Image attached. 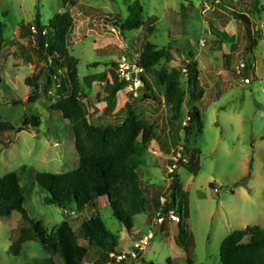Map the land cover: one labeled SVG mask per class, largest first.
Listing matches in <instances>:
<instances>
[{"label":"rangeland","instance_id":"1","mask_svg":"<svg viewBox=\"0 0 264 264\" xmlns=\"http://www.w3.org/2000/svg\"><path fill=\"white\" fill-rule=\"evenodd\" d=\"M135 1L142 6L143 26L119 33L111 21L117 15L126 19ZM239 1L0 0V22L5 25L0 121L22 129L0 135V177L17 176L29 218L52 233L62 222L76 230L85 219L98 216L118 241L111 257L115 263L125 260L126 264H220L219 248L225 237L245 228L264 231V14L249 16L257 46L253 55L245 56L244 30L231 16L233 4ZM37 12L43 25L65 12L73 18L67 48L79 62L81 102L90 123L116 125L126 117L129 106L153 126V139L138 170L149 205L133 218L131 233L114 218L106 199L97 200L95 209L70 216L46 205L48 195L35 182L38 173H66L78 164L70 124L50 110L59 99L57 80L51 78L44 89L48 68L36 54L32 27ZM151 20L154 30L149 33ZM146 43L166 49L170 56L152 72L143 73L159 101L144 99L147 92L136 78L108 108L105 85L112 84L124 67H131ZM189 54L196 63L191 89L186 74ZM93 63L100 65L92 68ZM161 72L171 79V86L157 80ZM169 89L185 94L177 118L176 97L168 99ZM193 109L200 115L202 129L199 133L198 126L192 125L186 139L184 128ZM31 116L40 119L37 129L24 126ZM183 148L188 155L200 152L191 165L177 164L180 158L190 159ZM172 171L179 177L184 202L176 197L171 211L178 217L180 212L182 224L166 217L159 225L155 220L159 211L151 200L161 196L165 201ZM23 225L18 213L0 218V264H28L49 256L36 241L24 244L18 256L8 252ZM181 230L186 232L188 252L174 242ZM87 249L84 264H93L100 252L94 244Z\"/></svg>","mask_w":264,"mask_h":264},{"label":"trees","instance_id":"2","mask_svg":"<svg viewBox=\"0 0 264 264\" xmlns=\"http://www.w3.org/2000/svg\"><path fill=\"white\" fill-rule=\"evenodd\" d=\"M263 3L264 0H240L232 6L231 16L245 33L247 41L245 56L253 55L257 46V39L251 36L249 16L264 14ZM142 12L140 2L135 1L126 19L122 20L117 15L111 23L119 33L139 30L143 26ZM153 22L151 20L148 23L149 33L154 30L151 25ZM32 27L35 30L36 54L48 68L44 89L50 85L51 78L58 83L59 99L50 107V110L60 114L61 118L70 124L74 150L78 156L77 167L70 172L36 174L37 186L48 195L44 202L73 216L82 213L86 208L95 209L97 200L106 199L114 218L131 233L133 218L145 212L149 205L146 189L142 188L139 180L138 170L144 165L147 144L150 139H153V126L141 120L129 106H126V117L116 125L96 126L90 123L81 102L79 62L70 55L67 48V40L73 27L72 16L68 12L57 14L48 21L47 25H43L37 12ZM4 32L5 25L0 22V54L5 42ZM169 59L166 49H157L154 45L146 43L132 63V73H136L137 70L142 71L136 76L143 85L142 91L147 92L143 94L144 99L159 101L143 73L152 72L161 61H169ZM99 65V63H93L91 67L97 68ZM59 71H63L64 75L58 74ZM186 74L188 87L191 89L196 74V63L191 54L187 57ZM33 80L36 81L37 76H34ZM101 80H105V75H101ZM157 80L159 82L166 80L169 86L172 85L171 79L165 77L162 72L157 74ZM2 82L0 77V85ZM28 82L30 83V80ZM105 86L106 103L109 108L114 105L117 93L124 90L128 83L119 81L115 77L112 84ZM168 95V99L171 98L170 96L176 97L175 116L177 118L184 103L185 94L169 89ZM192 125L198 126V132H201L202 125L197 109L188 113V125L184 128L186 139L193 131ZM24 126L37 129L40 126V119L36 116L28 117ZM21 131L22 129H16L10 123L0 121V135ZM184 150V155L190 156V159L182 161L180 158L177 161L178 166L191 165L200 153L194 150L188 155L186 148H183V152ZM170 177L172 181L166 192L164 203H161V196L152 197L151 200L153 208L161 211L164 216H167L175 206L176 197H181L180 203L184 202L179 177L174 171ZM210 187L212 188L213 185L211 184ZM24 202V191L17 176L10 173L0 177V218H9L12 214L18 213L24 224L18 228L17 237L8 249L11 255H20L24 244L36 241L49 256L44 259H35L28 264H84L88 254L87 247L94 244L100 254L99 259L93 264H126L125 260L115 263L111 257L118 249V241L106 231L98 216L85 219L76 230H73L67 222H62L54 232L48 233L38 222L29 218ZM179 216L178 225H181L180 212ZM185 239L186 232L181 230L174 242L188 252L190 245H185ZM82 242L86 243L87 247L83 246ZM219 260L220 264H264V231L258 227L235 230L221 242Z\"/></svg>","mask_w":264,"mask_h":264},{"label":"built area","instance_id":"3","mask_svg":"<svg viewBox=\"0 0 264 264\" xmlns=\"http://www.w3.org/2000/svg\"><path fill=\"white\" fill-rule=\"evenodd\" d=\"M240 67L243 69L245 66L242 64ZM141 72H142L141 70H137L136 73H132V72H131V67L126 66V67H124V68L121 70V73L118 75V79H119V81H125V82L129 83L130 81H134V80L137 78L136 75L139 74V73H141ZM133 74L135 75V76H134V79H133V76H132ZM161 203L163 204L164 201L162 200ZM166 217H167L168 219H170L171 221L176 222L177 224L179 223V217L176 216V215L174 214V212H172V211L169 212L167 216L162 215V214H161V211H159V212L156 214L155 220H156V222H157L159 225H161V224L165 221ZM149 237L152 238V237H153L152 234H151ZM119 259H121V258H119Z\"/></svg>","mask_w":264,"mask_h":264},{"label":"water","instance_id":"4","mask_svg":"<svg viewBox=\"0 0 264 264\" xmlns=\"http://www.w3.org/2000/svg\"><path fill=\"white\" fill-rule=\"evenodd\" d=\"M132 76H133V79H134V76H135V75L133 74Z\"/></svg>","mask_w":264,"mask_h":264}]
</instances>
